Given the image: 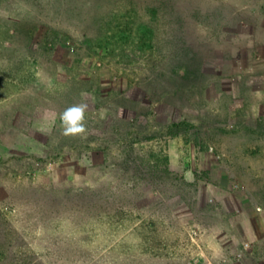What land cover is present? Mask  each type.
Listing matches in <instances>:
<instances>
[{"label": "rangeland", "instance_id": "374dc122", "mask_svg": "<svg viewBox=\"0 0 264 264\" xmlns=\"http://www.w3.org/2000/svg\"><path fill=\"white\" fill-rule=\"evenodd\" d=\"M0 264H264V2L0 0Z\"/></svg>", "mask_w": 264, "mask_h": 264}, {"label": "clouds", "instance_id": "9594fccd", "mask_svg": "<svg viewBox=\"0 0 264 264\" xmlns=\"http://www.w3.org/2000/svg\"><path fill=\"white\" fill-rule=\"evenodd\" d=\"M87 105L80 104L65 109L60 115L63 126V135L74 136L86 131L83 121Z\"/></svg>", "mask_w": 264, "mask_h": 264}, {"label": "crops", "instance_id": "0c3cea01", "mask_svg": "<svg viewBox=\"0 0 264 264\" xmlns=\"http://www.w3.org/2000/svg\"><path fill=\"white\" fill-rule=\"evenodd\" d=\"M246 1H249V0H246ZM254 1V0H253ZM257 1H261V2H264V0H257Z\"/></svg>", "mask_w": 264, "mask_h": 264}, {"label": "built area", "instance_id": "2783aa9c", "mask_svg": "<svg viewBox=\"0 0 264 264\" xmlns=\"http://www.w3.org/2000/svg\"><path fill=\"white\" fill-rule=\"evenodd\" d=\"M246 247H248V244H247V243L245 244V248H246Z\"/></svg>", "mask_w": 264, "mask_h": 264}]
</instances>
